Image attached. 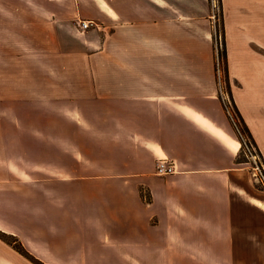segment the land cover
Listing matches in <instances>:
<instances>
[{
    "label": "crops",
    "instance_id": "0c3cea01",
    "mask_svg": "<svg viewBox=\"0 0 264 264\" xmlns=\"http://www.w3.org/2000/svg\"><path fill=\"white\" fill-rule=\"evenodd\" d=\"M221 3L230 93L264 164V0ZM212 39L208 0H0V50L35 47L46 98L70 109L46 123L45 197L0 199V231L44 264H264V191L235 163ZM0 264L32 263L0 240Z\"/></svg>",
    "mask_w": 264,
    "mask_h": 264
},
{
    "label": "rangeland",
    "instance_id": "374dc122",
    "mask_svg": "<svg viewBox=\"0 0 264 264\" xmlns=\"http://www.w3.org/2000/svg\"><path fill=\"white\" fill-rule=\"evenodd\" d=\"M208 5L211 9L218 93L222 104L230 106L226 90L224 64L219 56L221 51L220 6L218 0H208ZM83 22L85 21L80 22V27ZM33 51H35V47L29 44L5 45L0 50V64L5 66L4 70H2V66L0 68V89L2 90L0 95V118L7 119L5 125H0V167L16 166L20 169V174L16 175L2 173L5 171L0 170V199L6 202L16 200L24 203L25 201L45 197V190L37 189L35 182L45 181L44 169L48 161L46 152L50 153L47 151L46 130L52 129V124L46 126V123L49 119L54 124L56 120H61L64 116L66 119L70 118L67 114L70 109H64L62 103L46 98V78L40 72L42 70L40 67L41 62L37 63V68L36 63L31 60ZM20 53L23 55L21 60L18 58ZM9 58H15V60L8 61ZM225 113L237 134L241 147L240 132L238 133L234 125L235 122L237 124V121L233 119L229 110ZM8 120L15 122V124H9ZM70 128L72 131L75 126L71 125ZM237 128L239 130L241 126L237 124ZM60 129V125L53 126L55 132ZM14 152L19 154L20 157L13 156ZM240 159L245 162L240 163L239 166L249 169L253 174L257 172L258 168L264 174V165L253 146L244 147V150L240 152ZM54 161L56 165L61 164L59 157H54ZM256 187L263 190L262 185L257 181ZM138 262L140 263V260Z\"/></svg>",
    "mask_w": 264,
    "mask_h": 264
},
{
    "label": "trees",
    "instance_id": "16d2710c",
    "mask_svg": "<svg viewBox=\"0 0 264 264\" xmlns=\"http://www.w3.org/2000/svg\"><path fill=\"white\" fill-rule=\"evenodd\" d=\"M219 2V6H220V36H221V51L219 56L221 57L223 64H224V72H225V79H226V90H227V94L229 96V105L224 104L223 108L225 111L229 110L231 112V115L233 117V119H236L237 124H239L241 126V129L238 130L237 128V124L235 122V127L239 133V136L241 137V147L239 150V154L237 155L236 159H235V163L236 164H240L245 162L243 159H240V152L242 150H244V147H249V145L253 146L263 164V161L260 157L259 152L256 149L255 143L252 139V136L247 128V126L245 125L242 116L240 115L237 106L235 105L231 93H230V86L228 83V78H227V72H228V68H227V53H226V45H225V32H224V22H223V14H222V3L221 0H218ZM264 165V164H263ZM142 189H141V194H142ZM143 195V194H142ZM144 196V195H143ZM147 198V197H146ZM148 199V198H147ZM0 240L5 242L6 244L10 245L14 250H16L19 254H21L23 257H25L26 259H28L32 264H44L43 262H41L39 259L35 258L33 255H31L22 245V243L19 241V239L12 235V234H8L5 233L3 231H0Z\"/></svg>",
    "mask_w": 264,
    "mask_h": 264
},
{
    "label": "built area",
    "instance_id": "2783aa9c",
    "mask_svg": "<svg viewBox=\"0 0 264 264\" xmlns=\"http://www.w3.org/2000/svg\"><path fill=\"white\" fill-rule=\"evenodd\" d=\"M90 26H91V23L89 22H83L81 24L82 29H88ZM256 171L257 172H255L254 174L256 181L262 185L263 191H264V174L258 168ZM175 172L176 170H175L174 165L168 162L167 160L162 159L158 161V163L156 164L155 173L159 176H162V177L169 176V175L174 174Z\"/></svg>",
    "mask_w": 264,
    "mask_h": 264
}]
</instances>
